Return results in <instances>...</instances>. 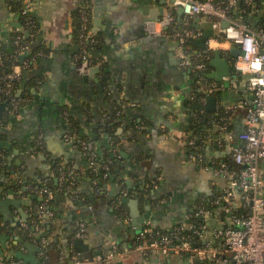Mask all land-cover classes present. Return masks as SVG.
<instances>
[{
    "label": "crops",
    "instance_id": "obj_1",
    "mask_svg": "<svg viewBox=\"0 0 264 264\" xmlns=\"http://www.w3.org/2000/svg\"><path fill=\"white\" fill-rule=\"evenodd\" d=\"M11 1L20 0H0V45L8 42L13 31L29 36L18 12L12 10ZM88 1L33 0L38 26L36 44L43 45L47 52H38L24 72L18 90L23 96L20 108L14 112L8 102L0 101L7 103L0 105V151L4 156L0 169V248L4 253L0 262L15 260V253L28 255L30 248L26 243L32 244L35 255L40 257L36 251L39 241L36 237L26 238L28 227L21 224H29L32 219L33 210L42 199L34 186L48 175L57 184L68 172L72 183L65 191L54 193V216L41 221L51 219L47 236L52 241L53 258L57 259L59 250L64 254L74 251L87 264L94 262L83 257L77 247L78 239L84 240L94 260L100 256L97 253L105 254L112 242L127 249L138 233L133 223L137 210L143 220L139 225L171 230L175 225L191 222L201 200L214 190L221 192L227 185V180L216 176L214 169L227 159L230 145L236 144L237 139L219 144L218 124L213 123L203 140H198L204 158L199 159L197 154L191 157L189 152L188 142L193 134L189 101L194 72L181 65L180 43L168 32L171 25L163 26L161 22L174 12L177 21L182 22L185 14L180 21L175 0ZM239 2L236 0L227 19L231 23L241 22L248 16L246 22L259 23L253 15L262 14V8L253 6L246 15ZM85 5L90 8L88 35L94 40L91 54L101 61L100 71L75 61V14ZM197 18V22L215 21L218 37L204 45L191 40L190 48L194 54L204 51L208 61L205 73L210 80L217 81L211 77L218 74L212 64L216 51L230 62L231 73L221 80L225 89L214 96L216 112L219 107L235 106L229 122L235 134H239L245 128L242 103L251 97L233 69L232 42L223 39L222 20L203 14ZM190 19V26L203 35L205 29L197 28L196 17L192 15ZM107 121L113 122L115 128L97 150L100 155L110 152L121 159L127 172L122 177L125 185L117 182L98 187V178L87 172L89 157L79 149L74 127L89 133L100 122ZM113 138L119 139L117 146L113 145ZM51 162L57 166L52 168ZM62 166L66 169L58 176L55 171ZM155 181L151 198L143 197ZM120 190L122 197L117 202ZM123 190L127 196L122 195ZM125 197L138 200V205L131 201L123 204ZM208 208L209 226L220 225L226 213L218 206ZM81 222L87 224L88 238L75 236ZM122 262L187 264L188 256L173 254L159 259L131 251Z\"/></svg>",
    "mask_w": 264,
    "mask_h": 264
},
{
    "label": "built area",
    "instance_id": "obj_2",
    "mask_svg": "<svg viewBox=\"0 0 264 264\" xmlns=\"http://www.w3.org/2000/svg\"><path fill=\"white\" fill-rule=\"evenodd\" d=\"M22 10L19 17H24L27 25H32L30 14L34 13L36 4L33 0H21ZM236 0H175L176 5H183L186 17L184 26L175 28L171 36L179 41L181 52V65L191 69L198 75V83L204 94L202 101H206L209 95L225 89L223 81L210 80L200 73L207 68V56L198 52L193 56L188 45L190 39L197 38L202 32L190 26V17L193 13L203 14L219 21L227 19L229 10ZM249 6L255 5V0H246ZM257 5V4H256ZM264 6V5H263ZM259 7V6H258ZM259 11H262L258 8ZM256 11V10H255ZM257 11V12H259ZM264 11V9H263ZM81 27V47L75 56L78 65L85 68L100 67L101 61H93L92 45L94 40L88 38L90 27V8L85 5L79 10ZM175 17L169 13L163 18L162 25L170 26ZM223 39L237 45L242 54L234 59L233 69L241 79L242 86L249 92L251 100L243 101L245 106V128L239 134L230 128V123L222 119L218 123L219 135L217 141L223 145L231 144L228 157L214 169L216 176L227 180V185L215 197L213 204L223 209L226 213L224 220L216 227H210L208 217L210 210L200 207L195 212L202 220L201 225L192 222L180 223L171 232L155 231L152 226H145L137 233L136 241L131 248L123 249L119 244L112 242L103 256L93 260V264H112L124 259L128 252H135L144 256L152 255L156 258H164L173 254H187V264H197L206 259L214 264H264V24L249 23L246 21L230 22L223 29ZM15 44L18 46L16 57L10 72L0 74V99L7 97V102L16 112L23 101L14 90L16 84L23 78L24 72L30 68L31 60L20 62L19 56L30 50L28 43L23 42L19 35ZM40 54H45L41 52ZM192 99L194 96L191 97ZM235 106L225 107V111H231ZM194 137H190L189 143L193 144ZM82 147L87 148V143L82 142ZM203 159V154L197 155ZM195 157V154H191ZM90 158H95V153H90ZM228 160L233 163H228ZM111 160L104 165V178L110 174ZM62 176V180H63ZM72 183H69V187ZM34 190L42 198L41 204L36 206V213L42 219L54 216L49 202L54 197V189L50 186H34ZM123 190L122 195L127 196ZM210 195H214L213 191ZM209 195V196H210ZM194 216V213L191 217ZM128 219V216H126ZM27 228L28 223L22 222ZM186 233L185 231H188ZM77 238H88L86 222H81L77 232ZM49 239L41 238L39 242V255L44 261L47 257ZM63 253V252H62ZM71 262L68 264H87L79 259L76 252H71ZM46 264H52L44 261ZM0 264H22L20 260H2Z\"/></svg>",
    "mask_w": 264,
    "mask_h": 264
},
{
    "label": "trees",
    "instance_id": "obj_3",
    "mask_svg": "<svg viewBox=\"0 0 264 264\" xmlns=\"http://www.w3.org/2000/svg\"><path fill=\"white\" fill-rule=\"evenodd\" d=\"M87 2H89L88 0H86ZM256 4L259 5L262 10L264 9V0H255ZM11 6H12V10L15 12H20L22 10V3L21 0L18 2L15 1H11ZM240 8L242 9L243 12L246 13V15H248L249 13L252 12V6H249L246 3V0H241L240 3ZM232 9V7H231ZM231 9L229 10L231 12ZM229 12V13H230ZM262 12V11H261ZM174 16H175V21L174 23L168 28V32L169 33H173L175 28H181L184 26L186 17H184L182 19V22L179 23L177 21L176 18V13L174 12ZM254 19L257 18L258 22L261 24H264V12H262V14H254ZM30 17L33 20V24L32 25H27L26 23V19L24 17H19V21L22 25H25L26 29L29 31V36H25L22 32L20 31H13L11 33V36L8 40V42H3V44L0 45V74H5L7 72H10L12 69V64L15 62L14 59L16 57V50L18 48V46L15 44V40L16 38L21 35L23 37V42H26L29 44L30 47H33L31 49V54L29 56H27L24 60H21V55L19 56L20 58V62L22 61H27V60H31L32 58H34L36 55H38L37 53L42 51L44 53L47 52L46 48L41 45V44H36L37 42V34H38V26H37V20L36 17L33 14H30ZM248 17V16H247ZM253 18H250V20H252ZM190 25H191V19H190ZM80 27H81V20H80V15H79V11L75 14V28H74V37L77 40V45H78V52L80 50L81 47V43H80ZM192 27V26H191ZM88 38L91 39V37H89L88 33H87ZM191 40H189L188 45L190 46L191 44ZM94 48V44L92 45V50ZM191 49V48H190ZM204 51H201V53L204 55L203 53ZM193 53V51H192ZM193 56H195V54L193 53ZM92 59L93 61H97L96 58L92 55ZM201 75H203L204 77L208 78L206 76V73H200ZM24 75V74H23ZM198 75L197 73L194 72V81H193V85H192V95L194 96V98L190 99V108H191V114H192V122H191V129H192V136L191 137H196L195 141L193 144H190L188 142V147H189V152L190 154H203V147H202V143L199 142L198 140L202 141L203 137H205V135L208 134L209 130L212 129V124L213 123H222V119H225L226 121H230V115L232 113L233 110L231 111H225V108L219 107V109H217L218 114H216L215 112H208L206 109V101H202L201 97L204 96L202 89L198 83ZM23 79V78H22ZM103 79L105 81V74H103ZM209 79V78H208ZM22 81V80H21ZM20 82H18L16 84V88L14 90L15 95H18L20 98H23L22 95H20L18 93V90L20 88ZM105 85V84H103ZM221 93V91L218 92H214L212 95H216L218 96ZM0 101H6L7 102V97H3L0 99ZM10 115V113L8 114V116ZM113 121V120H112ZM230 123V122H229ZM75 130L74 132H76V143L79 147V149H81L83 152H85V154L87 155V157H89L88 160V167H87V172H89V174L91 175H95L96 178H98L97 181V185L98 187H102L104 185V183H113L116 184L117 182L119 183H123V175L127 172L125 170V166L122 163V160L119 159L116 156H113L110 152H105L104 154L100 155L99 151L97 150L98 148V144L104 142V140L109 139L111 132L113 131V129L115 127H113V122L111 121H107L104 123H99L98 125H96L89 133H82L80 127H74ZM231 128V125H230ZM232 129V128H231ZM103 133V134H102ZM112 143L114 146H117V143L119 142V139H112ZM82 142H86L87 143V148L84 149L81 145ZM94 152L95 153V158L91 159L90 158V153ZM108 160H111V165H110V174L107 178H104V165L108 162ZM4 156L1 154L0 151V169L4 166ZM228 163L232 164V162H230V160H228ZM52 164V168H55L57 166V164ZM66 167L62 166V169L55 171V173L59 176L62 173V170H65ZM115 176V179H111L112 176ZM70 174L67 172L65 179L62 182H59L57 184H54L53 178L50 177V175L44 177L42 179L41 182H36L35 185H38L39 187H45V186H50L51 188L54 189V191H65L68 183H70ZM157 183V181L151 183L149 185V187L146 188L145 192H143V197H146L147 199L151 198V190L155 187V184ZM123 185H125V183H123ZM121 192L122 190L118 191L117 195H116V199L117 202H119V200L121 199ZM214 195H210L205 197L203 200H201V203L199 205L198 208L200 207H205L206 209L208 207L210 208H214L216 207L213 204V201L215 199V197L220 193V191L214 190L213 191ZM56 196V195H55ZM42 199L36 204L39 205L41 204ZM49 206L50 208L55 212V198L53 197L50 202H49ZM124 206V205H122ZM122 208V207H121ZM209 209V208H208ZM198 210V209H197ZM196 210V211H197ZM195 211V212H196ZM194 212V216L191 217V222L194 223L195 225H201L203 220L198 216L195 215ZM51 220V219H50ZM47 220L45 222H41L42 218H40L38 216V214L36 213V210H33V217L29 222V226L28 229L26 230V238L28 239H33V238H37V240L40 242L41 238L46 237L49 239V237L47 236V234H49L50 232V227H51V221ZM39 227V228H38ZM176 227V225H175ZM174 227V228H175ZM155 231L159 230L160 232H171L174 228H172L171 230H164V229H160L159 227H153ZM44 230V232H40L41 230ZM186 233H189L188 231H185ZM136 236L131 240V246L129 248H131L135 241H136ZM51 240H49V244L47 246V257H44V261L46 262H50L52 264L54 263H58V264H68L71 262L72 256L71 254H69L68 252H66L64 254V252L62 253V250L58 251V256L57 259L53 258V254H52V245H51ZM197 264H212L210 261H201L200 263L198 262Z\"/></svg>",
    "mask_w": 264,
    "mask_h": 264
},
{
    "label": "water",
    "instance_id": "obj_4",
    "mask_svg": "<svg viewBox=\"0 0 264 264\" xmlns=\"http://www.w3.org/2000/svg\"><path fill=\"white\" fill-rule=\"evenodd\" d=\"M240 3V2H239ZM178 14H179V20L181 21V18H182V15L184 14V7L183 5H178ZM254 8H256V2H255V5H254ZM193 16L196 17V23H197V28H200V27H203L205 30L203 32V35L198 38V39H192L194 40L195 43H198L200 45H204L207 43V41H209L211 38H217L218 35L215 33V21L213 20H210V21H205V22H197L198 20V14L197 13H193ZM245 21H248V17H245ZM230 25V21L228 19H224L222 20L221 24H220V28L221 29H225L227 28L228 26ZM26 34H28V32H25ZM231 51L234 55L235 58H237L239 55L242 54V50L237 46L235 45L234 43H232V48H231ZM31 51L28 50L26 52H24L22 55H21V60H24L26 58L27 55H30ZM212 64L217 68L218 70V74L217 75H213L211 76L212 78L216 79L217 81H221L222 78L224 76H229L230 73H231V66H230V62L221 57L220 53L218 51H216V57L214 58ZM96 71H100V68L99 67H96L95 68ZM81 70L83 72H85V68H81ZM93 71V69L91 70ZM85 79H87V76H84ZM226 84L228 85L229 82L226 80L225 81ZM216 102H217V98L216 96L214 95H209L206 99V109L208 112H215L216 111ZM1 107L7 105V103L5 104H0ZM208 149L206 150V153H208ZM112 179H114L112 177ZM132 202V205L134 204L135 205H138V200L134 199V200H130L128 197H125L123 198V201L122 203L125 204V203H128V202ZM2 204V203H0ZM135 210V209H134ZM138 210L137 212H134L133 213V223L137 226L136 228V232H140L142 229H143V226L142 225H139V223L143 222V220H141V217L138 216ZM25 246L29 247L30 248V253L28 255H24V254H16L15 253V260H20L23 262V264H46L42 258L40 257H37L34 253V248L32 246V244H28L26 243ZM77 247L79 248V250L83 253V257L84 258H88L90 261H93L94 260V254L92 251H89L88 248H87V244H84V240L83 239H78L77 240ZM36 251H40V248L37 247V250ZM35 251V252H36ZM4 253V250L0 248V257L2 256V254ZM99 254L100 256H103V253L102 252H99L97 253ZM173 255L172 252L169 253V257H171ZM115 264H123L122 261H119V262H116Z\"/></svg>",
    "mask_w": 264,
    "mask_h": 264
}]
</instances>
